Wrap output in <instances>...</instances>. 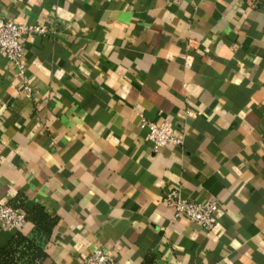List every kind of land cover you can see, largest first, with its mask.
Returning a JSON list of instances; mask_svg holds the SVG:
<instances>
[{
	"label": "crops",
	"instance_id": "obj_1",
	"mask_svg": "<svg viewBox=\"0 0 264 264\" xmlns=\"http://www.w3.org/2000/svg\"><path fill=\"white\" fill-rule=\"evenodd\" d=\"M33 91L0 53V202L57 222L43 264H264V0H0ZM183 146L155 149L141 116ZM220 200L205 230L173 218ZM21 229L0 228V245Z\"/></svg>",
	"mask_w": 264,
	"mask_h": 264
},
{
	"label": "built area",
	"instance_id": "obj_2",
	"mask_svg": "<svg viewBox=\"0 0 264 264\" xmlns=\"http://www.w3.org/2000/svg\"><path fill=\"white\" fill-rule=\"evenodd\" d=\"M44 31H46L45 25L23 24L14 18L0 15V53L5 54L18 68L17 74L22 77L23 88L29 96L32 94L33 88L26 74L22 39L28 33H44ZM141 120L143 126L148 127L147 138L152 140L155 149L165 147V145L183 146L185 134L170 119L158 123L141 116ZM162 200L165 205L174 210L173 218H188L201 225L205 230H211L215 226V217L220 208L218 198L212 197L205 203L199 202L185 198L179 187L169 184ZM26 222L27 217L23 209L11 203L0 202V228L21 229ZM84 264H116V258L107 248L97 246L84 258Z\"/></svg>",
	"mask_w": 264,
	"mask_h": 264
},
{
	"label": "trees",
	"instance_id": "obj_3",
	"mask_svg": "<svg viewBox=\"0 0 264 264\" xmlns=\"http://www.w3.org/2000/svg\"><path fill=\"white\" fill-rule=\"evenodd\" d=\"M24 208L27 221L33 223V230L29 234L18 230L6 244L0 245V264H43L47 256L44 245L57 217L47 213L38 203Z\"/></svg>",
	"mask_w": 264,
	"mask_h": 264
}]
</instances>
